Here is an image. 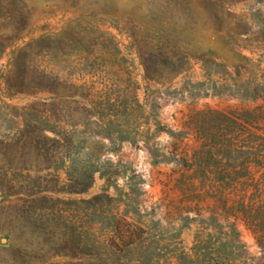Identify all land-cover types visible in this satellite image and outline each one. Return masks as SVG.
I'll return each mask as SVG.
<instances>
[{"label":"rangeland","instance_id":"1","mask_svg":"<svg viewBox=\"0 0 264 264\" xmlns=\"http://www.w3.org/2000/svg\"><path fill=\"white\" fill-rule=\"evenodd\" d=\"M0 264H264V0H0Z\"/></svg>","mask_w":264,"mask_h":264},{"label":"trees","instance_id":"2","mask_svg":"<svg viewBox=\"0 0 264 264\" xmlns=\"http://www.w3.org/2000/svg\"><path fill=\"white\" fill-rule=\"evenodd\" d=\"M44 76V75H43ZM45 78V80H47V82H49V78L50 77H47L46 75L44 76ZM44 87V88H43ZM43 87H41V88H38V89H40V90H42V91H47V92H50V93H53V90H49V88H45V86H43Z\"/></svg>","mask_w":264,"mask_h":264}]
</instances>
